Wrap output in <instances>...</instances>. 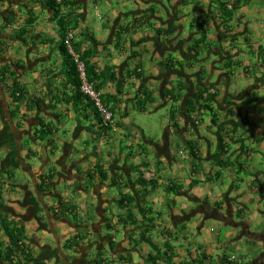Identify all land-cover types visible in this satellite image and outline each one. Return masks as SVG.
Returning <instances> with one entry per match:
<instances>
[{
	"label": "crops",
	"instance_id": "obj_1",
	"mask_svg": "<svg viewBox=\"0 0 264 264\" xmlns=\"http://www.w3.org/2000/svg\"><path fill=\"white\" fill-rule=\"evenodd\" d=\"M99 2L110 16L90 21ZM222 5L233 8L230 18ZM65 14L101 74L117 131L105 136L96 112L74 106L44 1L0 0V68L26 93L16 102L0 83V243L13 221L31 241L32 264H169L150 260L166 244L170 264H264V0H71ZM150 107L164 111L162 134L154 119L145 131L135 117ZM97 168L103 182L88 178ZM122 195L133 203L121 207ZM128 212L138 225L119 223ZM244 239L260 246L251 261L225 253Z\"/></svg>",
	"mask_w": 264,
	"mask_h": 264
},
{
	"label": "trees",
	"instance_id": "obj_2",
	"mask_svg": "<svg viewBox=\"0 0 264 264\" xmlns=\"http://www.w3.org/2000/svg\"><path fill=\"white\" fill-rule=\"evenodd\" d=\"M45 7L49 10L51 13V21L55 22V24L58 27L61 41L58 46V51L59 54L61 55L65 67V71L67 74V81L68 84L72 87L73 89V96H72V101L74 102V106L78 108V106H82L83 103H86V106L92 111L96 112V117L99 119V124L100 128L102 129L103 133L106 135H109L112 132V129L110 127H106L102 125V121L100 119V116L98 114L97 108L94 105V103L84 96L81 92V79L77 70V66L74 62V56L70 53L68 46L65 44V38L68 33L75 31V25L73 26V22L71 21V18L69 14H65V11L68 9L71 0H43ZM244 3L249 2L250 0H243ZM223 7V12L224 15L228 18L231 17L232 15V10L233 8H228L226 5H222ZM68 16V17H67ZM33 19H30L28 21L29 24H31V21ZM72 22V23H71ZM75 24V23H74ZM126 32V30L123 32V34ZM118 37H120L117 34ZM74 55L77 56L86 66V77L87 81L95 86V89L100 92L101 89V83H98L101 80V74L97 73L95 67H93L89 62L88 59L90 58V53L88 51H82L80 45L74 41V44L72 46ZM3 50H0V64L3 62ZM140 72V71H139ZM136 76L140 77L138 73H135ZM13 76L15 74L11 71L10 67L4 66V68H0V83L6 86L7 90L9 91L10 95L12 96L13 100L16 102H20L23 100L26 96L25 90L23 89L24 87L21 86V84L16 81ZM8 81H11L9 84ZM216 100V95H210L208 96L205 101L207 104V108L209 111L212 113V104ZM102 103L105 104L103 99L101 98ZM148 101L152 102V98L148 97ZM142 108L143 103H140ZM192 109L194 110L193 106ZM214 124H217V120L215 116L212 118ZM42 137L41 139L43 140L46 138L48 135L52 133L51 129H46L41 132ZM222 152H224V147L221 143L220 146ZM95 173L99 174L101 176L102 182L106 180V176L104 173L100 170V168H97V171H94L93 173L88 174L89 180H91ZM53 175H47L44 177H41V182L38 185L39 192L41 194H45L49 192L51 188V181L53 179ZM138 184L142 187L145 186H150L151 188H156V183L154 181H145L144 179L140 178L138 180ZM91 187V183L89 184ZM175 191L180 192L182 191V187H175ZM120 206L125 208L128 207L129 204L133 203V199L128 196H121L120 198ZM127 204V205H126ZM73 211V210H71ZM60 212V211H58ZM64 212L55 213L59 218L63 217L62 214ZM149 214V211H148ZM73 216V215H72ZM146 222L151 223L153 222L151 218L145 219ZM119 223L120 224H131L133 226H136L140 223V221L137 220L134 214L132 212H128L127 218L122 219L119 218ZM144 223V222H143ZM5 236L7 237V243L3 244L0 243V248L3 249V255H2V263L1 264H32L34 261L32 259V250L30 247L26 246L25 244V235H24V229L22 226H19L18 223L13 222V221H5L3 226H2ZM110 228V226H108ZM141 237L144 236V233L140 235ZM86 235L82 233L80 236L74 237L71 241H68L66 244V248L68 250L73 249V245L75 242L78 241H84L86 239ZM111 246L113 245L112 240H110ZM166 250L163 253H158L157 255L150 256V260L154 263L157 261H163L165 263H171L174 257V248L170 244H166ZM100 257V255H99ZM103 260L99 258V260H96L95 264H102ZM223 264H234L230 263L227 261H222ZM37 264H42V263H37ZM187 264V263H185Z\"/></svg>",
	"mask_w": 264,
	"mask_h": 264
},
{
	"label": "rangeland",
	"instance_id": "obj_3",
	"mask_svg": "<svg viewBox=\"0 0 264 264\" xmlns=\"http://www.w3.org/2000/svg\"><path fill=\"white\" fill-rule=\"evenodd\" d=\"M98 9H99V13H101V15L100 16H96L95 15V10L94 9H91V15H90V21H97L98 22V20H102V18H106V17H109L110 16V10L108 9V8H106V7H104L100 2H99V5H98ZM106 15V17H103V16H105ZM41 17V18H40ZM39 17V19H40V21H42L43 22V19H45V17H43V16H40ZM103 19V20H104ZM75 34V33H74ZM23 47V45L22 44H20V48H22ZM51 62V64H53L54 62H55V59L53 58L52 59V61H50ZM150 109H151V107H150ZM163 111V109H160V111H159V113H158V111H155L153 108L151 109V111H149V112H145V113H143V112H138L137 114H136V119L138 120V121H141V124H142V128L146 131L147 130V126H146V124H147V121L149 120V119H154V121H151L150 122V125H152V124H154L155 126H154V128H156L157 130H158V132H161V134L164 132V127H163V125H162V121H163V118H164V111ZM207 119H205V121H206ZM149 124V123H148ZM149 125V126H150ZM67 129H69L70 130V128H67ZM69 130H67L66 132H68ZM163 131V132H162ZM64 134L65 133H61V137H63L64 136ZM140 136V135H139ZM162 137V136H161ZM139 138H141L142 139V137H139ZM70 140H72V136L70 137ZM175 140V138H173V141ZM180 154V157L182 158V159H185V155H184V153L183 152H181V153H179ZM18 174L20 175V177L21 176H23L24 174L22 173V171H19L18 172ZM215 225H216V234H219V235H221V236H223L224 234H225V230H224V227H223V225H220V224H218V223H215ZM62 227V226H61ZM256 228V227H255ZM260 230H263L264 229V225L263 226H261L260 228H259ZM215 234H213V236H214ZM117 238H120V234H118L117 235ZM213 239V238H212ZM50 240V239H49ZM192 240V239H191ZM30 240H29V238L28 239H26V241H25V244H26V246H28V247H30ZM195 242V241H194ZM194 242L192 243V246H194L193 244H194ZM136 243H138V241L136 240ZM237 246H238V248H237ZM195 248V247H194ZM260 251V246H259V244L257 245V243L256 242H253V244L252 243H247V241L244 239L241 243H237L236 245H234L233 247H231L230 249H226V251H225V253H227L228 255H235V257H237V258H239V257H241V256H243V257H241V258H243V260L245 261H251V258H252V254L254 253V252H256V251ZM108 251H109V253H110V250L108 249ZM234 257V258H235Z\"/></svg>",
	"mask_w": 264,
	"mask_h": 264
},
{
	"label": "built area",
	"instance_id": "obj_4",
	"mask_svg": "<svg viewBox=\"0 0 264 264\" xmlns=\"http://www.w3.org/2000/svg\"><path fill=\"white\" fill-rule=\"evenodd\" d=\"M60 1V0H58ZM204 28H206V25H204ZM75 34L73 32H70L67 34L65 38V44L68 46L70 53L74 56V62L77 66V70L81 79V92L84 96L89 98L94 105L97 108L98 114L100 116V119L102 121V125L106 127H110L112 129V132L117 131V123L114 116V113L111 111V109L107 106H105L101 101V93L98 92L95 89V86L87 81L86 77V66L85 64L74 55L72 46L75 41ZM214 91L208 92L205 94V98H207L209 95H214ZM231 260H235L234 257L231 258Z\"/></svg>",
	"mask_w": 264,
	"mask_h": 264
},
{
	"label": "water",
	"instance_id": "obj_5",
	"mask_svg": "<svg viewBox=\"0 0 264 264\" xmlns=\"http://www.w3.org/2000/svg\"><path fill=\"white\" fill-rule=\"evenodd\" d=\"M38 195H39V193H38ZM40 197H42L41 194H40Z\"/></svg>",
	"mask_w": 264,
	"mask_h": 264
},
{
	"label": "flooded vegetation",
	"instance_id": "obj_6",
	"mask_svg": "<svg viewBox=\"0 0 264 264\" xmlns=\"http://www.w3.org/2000/svg\"><path fill=\"white\" fill-rule=\"evenodd\" d=\"M215 95V94H214ZM210 96V95H209Z\"/></svg>",
	"mask_w": 264,
	"mask_h": 264
}]
</instances>
